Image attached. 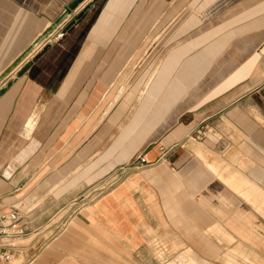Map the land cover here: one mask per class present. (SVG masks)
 <instances>
[{"label":"crops","instance_id":"1","mask_svg":"<svg viewBox=\"0 0 264 264\" xmlns=\"http://www.w3.org/2000/svg\"><path fill=\"white\" fill-rule=\"evenodd\" d=\"M91 1L0 0V73L68 11L0 80V207L24 228L0 238L13 264H139L155 236L206 264H264V0H96L79 16ZM157 22L179 35L150 34ZM142 74L131 101L122 77ZM97 108L114 130L84 134Z\"/></svg>","mask_w":264,"mask_h":264},{"label":"rangeland","instance_id":"2","mask_svg":"<svg viewBox=\"0 0 264 264\" xmlns=\"http://www.w3.org/2000/svg\"><path fill=\"white\" fill-rule=\"evenodd\" d=\"M173 13L174 12H172V11L170 12V10L166 11L164 13L155 12L153 15V19L154 20L159 19L160 21H163V20L166 21V20H168L169 17H172ZM198 15H199V12H192L189 14L188 18L192 17L190 20L192 22H194L195 21L194 19H196V16L199 17ZM172 20H174L172 22V24H175L177 21V19H172ZM187 21L190 23L189 20H187ZM197 21L200 22L201 20H198V18H197ZM202 21H204L206 23H202V26L204 27L202 30L203 32L201 33L202 35L200 34L198 37L211 38L212 36H214L216 34V32L211 30L210 25H209V23H207V21H205V20H202ZM158 24H159V22L156 23L155 28L150 30V34L153 33L155 35L158 34L162 37H167V38H165V39H167V41H169L171 38L173 39L174 37H177L179 35L178 29L174 30L172 28L169 30H162V29L158 28V26H157ZM194 24H192V25H194ZM189 25L192 26L191 24H187V28L190 27ZM146 31L147 30H145V29L141 30L139 33V37L148 36L149 34H144V33H146ZM146 47L147 46H143V45L139 46L140 54L143 52L144 49H146ZM165 48H169V46L166 44L158 45L155 52L157 54H159V53L163 52L165 50ZM193 49H194V45H193ZM208 51H209V49H208ZM225 51H226V47L223 50V52H225ZM156 57H157V55H156ZM156 59H155V62L157 64L158 62ZM139 63H140V65L142 64V66L139 67V70H140V68L144 67V63H146V61L143 62L140 60ZM175 63L176 64L178 63L179 65H181L183 62L180 60V61L175 62ZM129 64H131V63H128V65ZM178 64L176 66H174L173 68H171L170 73L172 72V74H173L179 70L177 68ZM145 78L146 77L143 76V74L140 76H136V77H131V76L122 77L124 90H126L127 93L129 92L128 95L133 94L130 97L128 96L131 99V101L136 100V98H137L136 93L140 92L141 86H144V83H142V82L145 80ZM171 78L170 79L166 78L165 80L169 83V81L173 79V78L172 79ZM130 92H132V93H130ZM109 94L110 93H108L106 96V99H105L106 102L109 101V96H110ZM92 99H93V97H92ZM108 104H109V102H107V105ZM123 109H124L125 113H124L122 120H125V122H126V120L129 118V117H127V116H129L127 113V112H129V108H126L124 105ZM105 110L106 109L99 110V108H97L94 111L91 121L86 125V128L84 129V134H87L89 131H91L92 133L94 132V134H96V133L98 134V132H100V131L102 133V132H106L108 130H112V128L114 130V124L115 123L114 124L112 123V126H111V124L109 122L111 117L109 115L106 116L105 122L103 121L101 123L102 129L98 128L100 118H102V116L104 115ZM105 124H106L107 129H104ZM103 130H105V131H103ZM204 130H207V128L205 126L201 129V132L203 133ZM94 134H92V137L94 136ZM109 138H110V136L106 137V141L104 142L105 144L102 143L103 146L104 145L109 146V144L112 143V142H110ZM94 143H95V145H94ZM92 146H93V148L98 149L99 142L97 140L96 141L92 140ZM105 187L106 186L97 188L96 192L98 193L99 191L103 190ZM78 204H80V202H78ZM148 244L153 247V252L139 254L140 255L139 256V264H206L205 261L200 259L198 256H196V254L189 247L184 248L183 245L176 242V240L170 236H155L153 239L149 238ZM66 263L67 264H77L74 260H71V259L67 260Z\"/></svg>","mask_w":264,"mask_h":264},{"label":"built area","instance_id":"3","mask_svg":"<svg viewBox=\"0 0 264 264\" xmlns=\"http://www.w3.org/2000/svg\"><path fill=\"white\" fill-rule=\"evenodd\" d=\"M139 164H150L143 155H137ZM22 213L18 209L4 211L0 207V238L15 239L24 233V228L20 223ZM9 245L0 242V264H13L14 252Z\"/></svg>","mask_w":264,"mask_h":264},{"label":"water","instance_id":"4","mask_svg":"<svg viewBox=\"0 0 264 264\" xmlns=\"http://www.w3.org/2000/svg\"><path fill=\"white\" fill-rule=\"evenodd\" d=\"M96 0H92L79 14V16ZM68 15V11L65 10L55 20L51 21L48 26L38 34L35 39L20 53L18 56L0 73V80L3 79L11 70H13L21 61H23L31 51L47 36L49 35ZM74 23V20L69 22L62 30L64 32Z\"/></svg>","mask_w":264,"mask_h":264}]
</instances>
